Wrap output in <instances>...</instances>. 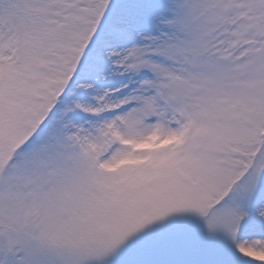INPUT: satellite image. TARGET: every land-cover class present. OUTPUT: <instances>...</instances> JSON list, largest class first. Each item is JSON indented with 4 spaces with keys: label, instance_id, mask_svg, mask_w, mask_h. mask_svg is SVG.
<instances>
[{
    "label": "snow or ice",
    "instance_id": "1",
    "mask_svg": "<svg viewBox=\"0 0 264 264\" xmlns=\"http://www.w3.org/2000/svg\"><path fill=\"white\" fill-rule=\"evenodd\" d=\"M0 264H264V0H0Z\"/></svg>",
    "mask_w": 264,
    "mask_h": 264
}]
</instances>
